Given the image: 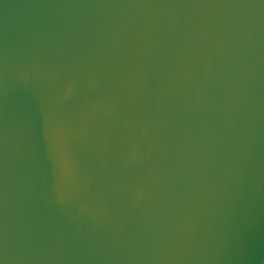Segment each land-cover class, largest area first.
Masks as SVG:
<instances>
[{"label": "water", "instance_id": "1", "mask_svg": "<svg viewBox=\"0 0 264 264\" xmlns=\"http://www.w3.org/2000/svg\"><path fill=\"white\" fill-rule=\"evenodd\" d=\"M0 264H264V0H0Z\"/></svg>", "mask_w": 264, "mask_h": 264}]
</instances>
